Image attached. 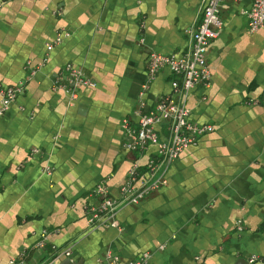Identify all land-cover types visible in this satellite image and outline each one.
Wrapping results in <instances>:
<instances>
[{"label": "crops", "instance_id": "crops-1", "mask_svg": "<svg viewBox=\"0 0 264 264\" xmlns=\"http://www.w3.org/2000/svg\"><path fill=\"white\" fill-rule=\"evenodd\" d=\"M250 4L222 0L208 85L173 93L161 67L145 93L149 104L184 98L212 130L171 161L166 184L92 225L93 186L104 181L118 196L132 163L143 170L155 153L126 149L120 122L148 52L187 50L200 0H0V87L25 80L0 114V264L24 251L26 264H108L107 252L125 264L144 251L143 264H264V106L249 102L264 92V24L249 28ZM68 61L95 83L74 99L63 86Z\"/></svg>", "mask_w": 264, "mask_h": 264}, {"label": "built area", "instance_id": "built-area-1", "mask_svg": "<svg viewBox=\"0 0 264 264\" xmlns=\"http://www.w3.org/2000/svg\"><path fill=\"white\" fill-rule=\"evenodd\" d=\"M200 15L197 23L188 30V48L182 53H162L151 50L147 54L146 73L141 82L137 101L131 113L122 117L120 125L123 131V144L130 151L142 152L150 144L156 146L155 153L150 156L143 170L139 164L133 162L129 167L124 181L119 185L118 196H113L109 186L99 181L93 186V193L98 200L87 207L86 220L89 224L112 222L120 206L136 204L147 194L159 189L168 181L167 169L171 161L179 152L198 142L199 137L206 131L212 130L209 123H199L190 116V107L183 99H178L173 93L186 91L196 83L208 85L211 72L207 65L206 54L210 42L218 35L222 28V18L219 15L222 0H200ZM248 16V25L251 30L264 24V0H251L245 11ZM69 32H58L51 41L47 42L46 49L52 48ZM161 67H167L173 74L170 81L173 93L157 97L153 103H148L145 93L148 86ZM65 79L63 86L69 91L71 99L77 97V88L80 85L93 86L95 83L86 76L81 67L68 61L64 64ZM25 80L16 85L0 87V114L9 106L18 92L24 86ZM250 103H261L264 106V92L260 97L252 98ZM50 172V167H45ZM241 225L238 228L241 229ZM47 237L46 230H41L37 246H42ZM54 253L58 248L52 245ZM66 255L69 249L62 250ZM148 254L142 252L137 257L129 258L125 264H143ZM108 264H119L118 254L107 252ZM255 256L249 257L253 261ZM7 264H26L25 251L20 255L8 259Z\"/></svg>", "mask_w": 264, "mask_h": 264}, {"label": "water", "instance_id": "water-1", "mask_svg": "<svg viewBox=\"0 0 264 264\" xmlns=\"http://www.w3.org/2000/svg\"><path fill=\"white\" fill-rule=\"evenodd\" d=\"M65 264H73L72 260L70 258H67L65 261Z\"/></svg>", "mask_w": 264, "mask_h": 264}]
</instances>
